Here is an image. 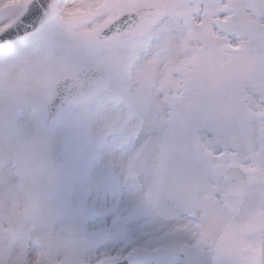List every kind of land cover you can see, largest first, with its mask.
<instances>
[{
  "label": "snow or ice",
  "instance_id": "6c2138e0",
  "mask_svg": "<svg viewBox=\"0 0 264 264\" xmlns=\"http://www.w3.org/2000/svg\"><path fill=\"white\" fill-rule=\"evenodd\" d=\"M0 264H264V0H0Z\"/></svg>",
  "mask_w": 264,
  "mask_h": 264
}]
</instances>
